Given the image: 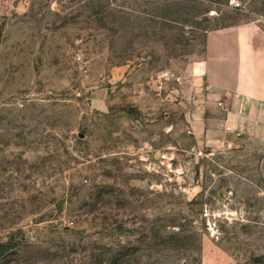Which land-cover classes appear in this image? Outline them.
Listing matches in <instances>:
<instances>
[{"label": "rangeland", "instance_id": "1", "mask_svg": "<svg viewBox=\"0 0 264 264\" xmlns=\"http://www.w3.org/2000/svg\"><path fill=\"white\" fill-rule=\"evenodd\" d=\"M239 1L0 0V264H264V132L192 75Z\"/></svg>", "mask_w": 264, "mask_h": 264}, {"label": "crops", "instance_id": "2", "mask_svg": "<svg viewBox=\"0 0 264 264\" xmlns=\"http://www.w3.org/2000/svg\"><path fill=\"white\" fill-rule=\"evenodd\" d=\"M204 50V56L192 66V75L205 82L225 112L245 120L236 128L264 132L263 26L250 19L210 30ZM221 264L229 263L222 260Z\"/></svg>", "mask_w": 264, "mask_h": 264}, {"label": "trees", "instance_id": "3", "mask_svg": "<svg viewBox=\"0 0 264 264\" xmlns=\"http://www.w3.org/2000/svg\"><path fill=\"white\" fill-rule=\"evenodd\" d=\"M9 248H11L10 242L0 241V253L5 252Z\"/></svg>", "mask_w": 264, "mask_h": 264}, {"label": "built area", "instance_id": "4", "mask_svg": "<svg viewBox=\"0 0 264 264\" xmlns=\"http://www.w3.org/2000/svg\"><path fill=\"white\" fill-rule=\"evenodd\" d=\"M232 6L237 9H241L243 4L239 0H231Z\"/></svg>", "mask_w": 264, "mask_h": 264}]
</instances>
